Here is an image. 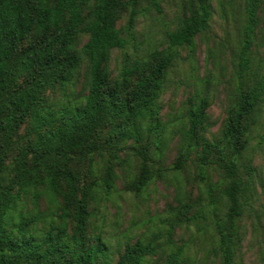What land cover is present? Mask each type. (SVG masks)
Instances as JSON below:
<instances>
[{
  "label": "trees",
  "instance_id": "trees-1",
  "mask_svg": "<svg viewBox=\"0 0 264 264\" xmlns=\"http://www.w3.org/2000/svg\"><path fill=\"white\" fill-rule=\"evenodd\" d=\"M141 1L0 0V264H146L161 248L164 264H187L183 245H176L172 236L176 227L200 215H190L188 203L163 219L165 233L126 245L114 263L99 236L89 230L90 204L99 194L107 198L114 192V168L124 164L119 156L127 140L139 160L129 190L139 193L155 177L150 148L164 145L159 99L168 71L178 49L186 47L188 56L194 53V39L207 29L212 14L209 0H185L177 28L166 32V47L125 59L113 79L111 52L128 46ZM151 2L159 11V1ZM262 4L242 0L240 39L232 56L233 99L220 140H203L208 101L193 94L178 158L164 169L181 170L189 152L200 145V180L206 179L210 163L222 171L226 187L220 194L228 212L212 222L218 264H233L236 223L247 189L237 161L246 149L251 119L264 103V72L252 50ZM125 13L129 17L123 37L116 24ZM83 36L87 41L78 47ZM83 68L87 81L82 102L76 98L57 106L53 95L71 98ZM99 158L102 171L96 165ZM161 236L166 251L156 245Z\"/></svg>",
  "mask_w": 264,
  "mask_h": 264
},
{
  "label": "rangeland",
  "instance_id": "rangeland-1",
  "mask_svg": "<svg viewBox=\"0 0 264 264\" xmlns=\"http://www.w3.org/2000/svg\"><path fill=\"white\" fill-rule=\"evenodd\" d=\"M158 1L159 11L151 0L140 2L128 46L111 52L109 67L113 79L117 78L125 59L132 61L154 49L166 47V32L177 28L185 0ZM221 1L222 6L220 0H209L211 18L204 33L194 39V53L188 56L186 47L178 49L177 58L168 71L159 99L160 121L165 127L162 134L164 145L160 150H156L154 145L150 148L155 177L141 192L129 190L132 176L139 173V160L131 155V140H127L119 156L124 164L114 168L117 175L114 192L107 198L99 194L90 204L89 230L99 236L112 263L118 260L126 245L134 244L138 238L148 242L165 233L163 219L170 218L181 203L190 204V215H200L193 222L176 227L172 241L183 245L187 264L219 262L214 250L217 245L212 222L228 212V202L220 194L226 187L222 171L215 163H210L205 171L206 179L200 180L196 160L200 145L189 152L181 170L173 172L164 169L178 158L183 134L187 131L184 115L188 99L193 94L206 97L208 101L204 127L200 132L203 140L211 144L220 140L227 108L233 99L232 56L238 47L242 24V0ZM128 17L129 14L125 13L116 24L123 37L126 36ZM259 17L260 31L252 50L263 73L264 0ZM86 41L87 36L81 37L78 47ZM86 81L83 68L71 98H64L60 92L53 95L57 106L76 98L81 103V97L86 94ZM28 126V122L22 125L20 134ZM246 137V149L237 161L238 175L247 184V189L242 197V216L236 223L237 245L233 264H264V103L251 119ZM96 165L102 171L104 161L99 158ZM209 189H213L212 193L208 192ZM39 203L40 210L46 209L45 199H40ZM155 242L166 251L163 236ZM161 250L146 264H164L165 254Z\"/></svg>",
  "mask_w": 264,
  "mask_h": 264
}]
</instances>
